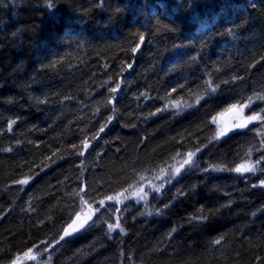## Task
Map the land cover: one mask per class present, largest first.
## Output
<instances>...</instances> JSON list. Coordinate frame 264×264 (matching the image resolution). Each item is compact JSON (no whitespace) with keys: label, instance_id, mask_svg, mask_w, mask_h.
<instances>
[{"label":"trees","instance_id":"16d2710c","mask_svg":"<svg viewBox=\"0 0 264 264\" xmlns=\"http://www.w3.org/2000/svg\"><path fill=\"white\" fill-rule=\"evenodd\" d=\"M48 3L0 0V264H264V171L230 170L264 169V121L216 137L230 106L264 109V0ZM81 198L87 229L48 252Z\"/></svg>","mask_w":264,"mask_h":264},{"label":"snow or ice","instance_id":"6c2138e0","mask_svg":"<svg viewBox=\"0 0 264 264\" xmlns=\"http://www.w3.org/2000/svg\"><path fill=\"white\" fill-rule=\"evenodd\" d=\"M48 7L49 8H52L53 7V4L51 3V0H49V3H48ZM141 39V42L143 41V36L140 37ZM139 47V46H137ZM132 51L135 53L137 51V48H133ZM128 67L130 68L131 67V64L128 65ZM119 87V85H117L116 87L112 88L111 91L112 92H115L117 90V88ZM216 89L213 87L212 88V91H215ZM203 97H197V100L196 102L199 103L200 99H202ZM255 99H259V100H264V96H258L256 97ZM253 103V98L252 97H249L248 98V101L246 103H243V104H239V105H232L230 106V108H228L226 111L227 112H233V111H238L240 113V118L238 120V122L234 125V127H238V128H242V127H247V124L249 122H252V121H264V115H261V112H264V109H261V112H256L254 114H249L247 117H244L243 116V110L244 108H248L251 106V104ZM220 115H223V113H221ZM109 122L111 121V117L108 118ZM213 122L215 123L216 122V118H213ZM262 128H264V124L261 125ZM100 131L103 132L104 131V126H101L100 128ZM225 134V129H219L216 133V137L218 138L219 136H222ZM258 134L260 135H264V132H258ZM88 145H87V142H85L84 144V147L86 148ZM83 153L81 152V155ZM251 154H252V150L249 149L248 153L246 154L247 157H251ZM177 155H180L179 153ZM195 155V153H192V152H189V153H186L185 156L186 158L183 159L181 162H179V167H174L171 171V173H168L166 170L162 169L161 171L164 172L165 175H170L171 177H174L175 175H178L180 170L184 167V165H187V164H191L192 163V157ZM261 159H264V157H262ZM261 162L260 159H258L256 161L255 164H253L251 162L250 159H247L245 161H242L240 164H238L235 168L233 169H230L231 171H235L237 173H241V174H244V173H247V172H255V171H264V169H258L256 167V164H259ZM217 170H221V169H217ZM18 183H21V184H24V183H27V180H21L19 181ZM254 187L256 185H253ZM261 186H264V180L261 181ZM162 187V185L160 186ZM160 187H155L154 190L155 191H159L160 190ZM83 190V189H81ZM127 191V190H125ZM124 196V192H120V193H117L115 194L114 196H107L105 197V199H102L100 201H98L100 207H104L105 206V200H108V201H116L117 203H119V197H122ZM137 196L140 200H145L147 198V193L144 192V189L141 187L139 189V191L137 192ZM125 199H127L126 196H124ZM82 199V202L87 205V207L89 208V212L91 213L92 212V206L91 205H88L87 204V201H83V198ZM95 211H99V209H95ZM116 212H119V208H116L115 209ZM77 219H79V213L77 214ZM87 219H91V214H89L87 217H86V220ZM201 219H203V217H201ZM86 222V221H85ZM75 223V221H73V224ZM81 227L83 226L82 224L80 225ZM69 227L71 228L72 225H69ZM108 229L109 231H114L115 229H119L121 233L124 232V229L121 227L120 223H119V217H117V220L114 224L110 223L108 224ZM75 230V229H73ZM70 233L66 230L64 235H69ZM64 237L62 236L61 239H63ZM217 244L220 243L219 240L216 241ZM32 249H29L28 252H25L24 253V256L25 257H30L31 259H36L35 256L32 255ZM19 259V258H18Z\"/></svg>","mask_w":264,"mask_h":264},{"label":"water","instance_id":"95a60500","mask_svg":"<svg viewBox=\"0 0 264 264\" xmlns=\"http://www.w3.org/2000/svg\"><path fill=\"white\" fill-rule=\"evenodd\" d=\"M142 49V47H139V49L136 52V55L140 52V50ZM239 113L238 111H233V112H227L223 118H222V123H223V129H225V134L222 135L223 137H228L231 135L232 133V128H231V121L234 118H238ZM250 124H247V127H242V128H238L237 130H246L247 128H249ZM105 133V131L102 133V135ZM90 151L89 146H87L85 148V152L83 154V157H87L88 153ZM241 174V173H238ZM246 174V173H244ZM85 191V190H84ZM73 221H75V223L73 224ZM69 225H72V227L70 228L69 225L64 229L61 237L63 236L64 238L60 239L52 246V248L50 249V251H53L57 248H59L61 245H63L66 241L81 235L88 227V224L90 222L89 219L86 220V218H83L81 216H79V219H77V217L73 220ZM86 221V222H85ZM83 225L82 227L80 225ZM75 229V230H73ZM68 231L70 234L69 235H64L65 231Z\"/></svg>","mask_w":264,"mask_h":264},{"label":"rangeland","instance_id":"374dc122","mask_svg":"<svg viewBox=\"0 0 264 264\" xmlns=\"http://www.w3.org/2000/svg\"><path fill=\"white\" fill-rule=\"evenodd\" d=\"M249 108V107H248ZM248 108H244L243 110V116L244 117H247L246 116V111ZM240 118V117H239ZM239 119H234L233 122H232V129L233 131L236 130V127H234V125L238 122ZM258 121H252V122H249L250 124H254ZM221 124V122H220ZM223 129V127L221 128ZM194 156L192 157V163L191 164H187V165H184V167L180 170L179 174L178 175H175L174 177H171L170 175L168 176H163L161 178H159L157 181H155L153 184L149 185L145 190L144 192L147 193V198L145 200H140L137 196V193L135 195H133L128 202H133V203H136L138 205H142V204H145L148 200H149V197L155 193H160L161 190L165 187H167L176 177H178L187 167H189L190 165L193 164L194 162ZM29 181H27V183H24L25 185L28 184ZM162 185V187H160ZM155 187H160V190L159 191H155L154 188ZM91 214V219L92 217L94 216L93 213H89ZM89 214H86V215H83L82 217L83 218H86ZM89 219V220H91ZM32 255L36 257V259H31L30 257H25L23 256L21 259L18 260L17 264H30V263H36L40 260V254L37 250H33L32 251Z\"/></svg>","mask_w":264,"mask_h":264},{"label":"bare ground","instance_id":"6f19581e","mask_svg":"<svg viewBox=\"0 0 264 264\" xmlns=\"http://www.w3.org/2000/svg\"><path fill=\"white\" fill-rule=\"evenodd\" d=\"M226 113H227V112H226ZM226 113H224V114L219 118V122L222 121V118H223V116H224ZM52 246H53V245H52ZM52 246H51V248H52Z\"/></svg>","mask_w":264,"mask_h":264},{"label":"flooded vegetation","instance_id":"af4514ba","mask_svg":"<svg viewBox=\"0 0 264 264\" xmlns=\"http://www.w3.org/2000/svg\"><path fill=\"white\" fill-rule=\"evenodd\" d=\"M17 264V263H16Z\"/></svg>","mask_w":264,"mask_h":264}]
</instances>
